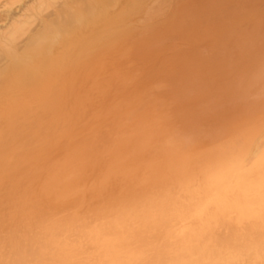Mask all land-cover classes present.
I'll return each instance as SVG.
<instances>
[{
  "label": "bare ground",
  "instance_id": "1",
  "mask_svg": "<svg viewBox=\"0 0 264 264\" xmlns=\"http://www.w3.org/2000/svg\"><path fill=\"white\" fill-rule=\"evenodd\" d=\"M96 5L97 0H0L5 14L0 24V171L10 153L25 146L29 139L18 137L25 138L36 117L66 112L72 120L58 149L45 162L40 157L43 166L29 196L34 217L0 224V264H78L102 241L159 243L178 230L209 233L226 244L247 239L246 225L210 209L229 206L234 194L243 200L248 191L243 178L264 159V64L261 70L254 64L260 71L246 90L233 92L244 106L212 107L204 120L183 126L164 97L153 99L144 90H138L142 99L137 96L131 73L118 64L123 55L114 58L121 46L115 42L92 52L107 15L86 24L79 15ZM260 9L250 20L252 31L264 28V6ZM133 38L123 40L124 46L134 48ZM261 52L257 59L264 63ZM123 61L127 69L130 62ZM56 101L61 106L54 107Z\"/></svg>",
  "mask_w": 264,
  "mask_h": 264
},
{
  "label": "rangeland",
  "instance_id": "2",
  "mask_svg": "<svg viewBox=\"0 0 264 264\" xmlns=\"http://www.w3.org/2000/svg\"><path fill=\"white\" fill-rule=\"evenodd\" d=\"M263 4L264 0H97L94 11L86 10L88 13H81L79 19L82 20L77 21L86 24L91 22L90 20H93L94 17L98 18V15H107L105 19L103 17V20L107 22H103L104 25L102 24L100 33L98 32L97 37L93 39L92 52L99 51L116 42L115 46L121 47L118 48L119 50L117 49L118 53L116 52L114 58L123 55L120 62L123 60L126 63L130 62L131 66L128 64L127 69L124 61V65L120 62L118 64L125 68H121L122 70L131 73L133 83L136 82L133 89L135 90L137 87V91L135 90L137 96L142 99L144 94L138 90H144L143 92H149V96L153 99L164 97L165 99H163L167 100V103L170 101L171 108L167 106L170 108L167 109L170 110V113L174 111L171 116L176 117V119L174 118L176 122L182 121L179 124L193 127L196 125L195 123H199L211 114L213 108L244 106L243 100H235L232 96H234L233 92L236 95L243 86H247L245 84L251 78V80L255 78V74L261 70L259 67L264 64L258 60L261 55L257 54L262 50L264 52V43H262L264 37H260L264 36V28H255L256 32H253L250 24V20L258 14V11L260 12ZM110 11H112L111 14ZM0 15V24H3L1 19H4L5 14L0 12ZM77 21L74 22L75 25L80 23ZM249 32H252L253 37L246 36V34L250 35ZM132 35L134 38L131 45L134 44V48L130 49L124 46L123 42ZM118 36L119 38H117ZM260 46H263V49ZM253 56L256 57V60L253 59ZM254 64L260 70L257 71L256 67L253 68ZM252 69L257 72H253ZM140 84L142 85L141 89ZM247 88L245 87V90ZM212 98H216L214 99L216 103L212 101L214 103L210 104ZM207 100L209 101L207 102ZM206 102L208 106H212L206 107ZM55 104H53L54 107L61 106V101L57 105ZM176 112H179L181 117L179 114L176 116ZM65 113L62 112L58 115L59 117L50 113L51 116L49 112L45 113L51 121L54 119L51 122L53 124L48 123L50 120H45L47 118L43 117L44 114L39 116L41 119L36 117L37 121L34 120L36 124L32 120L33 126L29 123V128L24 131L25 138L22 139L23 134L18 137V139L21 138V141L29 139L25 142V146L21 145L22 148L24 147V151L21 150L22 148H18L19 150H14L8 155L9 158L6 157L5 164L8 166L4 165L7 167L1 168L0 171V224L9 225L12 221L16 223L20 220L29 221L34 217V215H30L32 209H29L30 191L33 186H36L34 182L38 178V168L43 166L41 165L43 164L42 158L58 149V143L71 128L72 120ZM207 113L209 114L207 115ZM178 117L183 120H177ZM40 127L41 129L38 130ZM42 129L43 131H41ZM38 133L44 135L40 136ZM40 137L41 139L38 141ZM40 147L45 150V153L43 152L45 155ZM34 148L36 149L34 150ZM20 151L24 153H20ZM45 161L44 158L43 162ZM34 199L36 198H33V201Z\"/></svg>",
  "mask_w": 264,
  "mask_h": 264
},
{
  "label": "clouds",
  "instance_id": "3",
  "mask_svg": "<svg viewBox=\"0 0 264 264\" xmlns=\"http://www.w3.org/2000/svg\"><path fill=\"white\" fill-rule=\"evenodd\" d=\"M243 179L248 186L243 200L234 194L229 206L210 212L230 213L241 226H247V239L226 244L195 230H178L174 237L169 233L171 238L159 243L115 237L102 241L78 264H264V159Z\"/></svg>",
  "mask_w": 264,
  "mask_h": 264
}]
</instances>
